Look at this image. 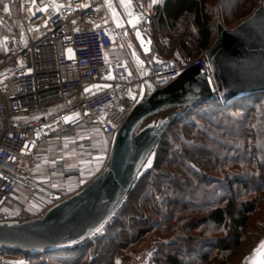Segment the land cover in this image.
<instances>
[{
    "label": "built area",
    "instance_id": "1",
    "mask_svg": "<svg viewBox=\"0 0 264 264\" xmlns=\"http://www.w3.org/2000/svg\"><path fill=\"white\" fill-rule=\"evenodd\" d=\"M9 4L13 14L0 5V223L42 217L102 171L113 138L141 100L146 80L160 89L193 65L211 78L207 49L186 62L177 52L152 60L134 75L123 59L109 60L119 31L99 23L103 0ZM159 11L161 7L134 9L123 26L150 35ZM55 106L59 108L53 110ZM30 115L38 118L29 120ZM101 137L110 139L107 149L97 144ZM68 145L76 155L100 160V170L95 174L92 166L90 180L85 181L80 163L63 154ZM152 252L144 248L126 264H147ZM0 264H29V257L5 256Z\"/></svg>",
    "mask_w": 264,
    "mask_h": 264
},
{
    "label": "trees",
    "instance_id": "2",
    "mask_svg": "<svg viewBox=\"0 0 264 264\" xmlns=\"http://www.w3.org/2000/svg\"><path fill=\"white\" fill-rule=\"evenodd\" d=\"M212 2L157 3L154 9L161 11L151 25L156 52L170 57L177 52L181 62L193 59L213 41L215 21L246 12L258 0ZM151 157V166L89 238L39 256L4 250L0 255L27 256L29 264H113L154 232L161 241L152 245L147 264H208L212 255L226 261L264 199V93L187 109L165 130ZM236 189L259 196L239 201ZM209 224L226 234L208 240L203 233Z\"/></svg>",
    "mask_w": 264,
    "mask_h": 264
},
{
    "label": "water",
    "instance_id": "3",
    "mask_svg": "<svg viewBox=\"0 0 264 264\" xmlns=\"http://www.w3.org/2000/svg\"><path fill=\"white\" fill-rule=\"evenodd\" d=\"M103 3L113 15L114 0ZM113 26L118 31L124 28L119 20L113 21ZM131 37L142 55L151 53L149 35L136 29ZM127 45L133 61L143 69L145 61L130 43ZM205 58L210 79L194 65L160 89L146 80L141 100L113 138L107 166L82 190L42 217L0 223V250L39 256L76 246L96 233L117 210L162 134L187 109L211 101L225 106L238 97L264 93V2L233 28L217 22Z\"/></svg>",
    "mask_w": 264,
    "mask_h": 264
},
{
    "label": "rangeland",
    "instance_id": "4",
    "mask_svg": "<svg viewBox=\"0 0 264 264\" xmlns=\"http://www.w3.org/2000/svg\"><path fill=\"white\" fill-rule=\"evenodd\" d=\"M2 0H0L1 2ZM11 0H4L1 2L0 5L5 6L8 5V10L13 14V8L9 4ZM264 0H258V3L255 4L252 8L247 10L246 12H239L236 15H231L228 16L226 19L222 18L221 21H215V23L220 22L225 28L230 29L236 26L240 21L244 20L245 18L249 17L252 12L258 8ZM217 3V0H213L212 5ZM242 11V10H241ZM118 36L115 37V47L120 46L124 51V58L122 59L125 62H128V59H131V53L129 51V47L127 46V42L130 43L132 42V37L131 33L126 29L123 28L118 32ZM215 38V36H214ZM213 38V40H214ZM213 42V41H212ZM211 42V43H212ZM133 43V42H132ZM131 45V43H130ZM207 51V50H206ZM203 53V52H202ZM201 54V53H200ZM198 56V55H197ZM196 56V57H197ZM159 58H171L170 56L160 54L156 59ZM195 58V57H194ZM155 60V59H154ZM132 61V59L130 60ZM151 59H147L145 61V64H148ZM194 66V65H193ZM130 72L132 75L135 74V70L130 69ZM104 84H99L96 83L95 87H102ZM92 87L89 86L86 88V91L91 90ZM59 108L58 106L53 107L54 109ZM163 115V114H162ZM35 118H38V115H30L28 116L27 119L29 120H34ZM101 148L107 149L110 145V139L106 138H99L98 143H97ZM152 164V157L149 158L147 161L146 165L143 167L142 172L144 169H147L150 167ZM94 164L83 162V170H84V176H85V181L90 180L93 176L94 173L97 174V171L100 170V168H95L93 166ZM97 165V164H95ZM92 166L94 168V173L92 172ZM141 172V173H142ZM237 188V186H236ZM20 193H22V190L19 188L18 189ZM264 195V193H263ZM236 196L239 201L241 200H246L250 199L252 197H258L259 195H254L251 193H247L243 189H236ZM257 212L253 215L251 221H250V226L248 229L243 233L242 238L240 240V245L238 249L235 251V255H227L226 261L221 263V260L219 257L217 259H214V255L211 256L210 262L208 264H264V199L259 198V207L257 208ZM120 217V216H116ZM98 231V230H97ZM96 231V232H97ZM225 230L222 227H217L212 224H209L204 228V233L203 237H206L208 240L209 239H219L220 237H223L225 235ZM197 235V234H196ZM158 241H161V238L158 236L156 233H151L146 238L143 240L139 241L134 247L130 248L127 250V253L124 255L126 256L124 259H121V255L118 256L116 261L113 264H126L132 257V255L138 251L143 250L144 248H150L152 247L153 244L157 243ZM4 257L3 253L0 255V259Z\"/></svg>",
    "mask_w": 264,
    "mask_h": 264
},
{
    "label": "crops",
    "instance_id": "5",
    "mask_svg": "<svg viewBox=\"0 0 264 264\" xmlns=\"http://www.w3.org/2000/svg\"><path fill=\"white\" fill-rule=\"evenodd\" d=\"M161 1V0H160ZM159 1V2H160ZM158 2V3H159ZM156 7V3H140L138 0H130V3H121V0H114V4H113V15L111 13V11L105 6L102 7L100 12H99V23L101 25H106V26H110L113 24V21L115 20H119V21H123L125 17H127V15H129L134 9L140 8L142 10H146L149 11L151 9H154ZM119 34V33H118ZM151 40H152V46H151V53L147 56L142 55L140 49L138 48V46L135 44V42L132 40L131 43V47L134 50V52L143 60V61H147V59H151L154 60L158 57V53L156 52V47H155V41L152 37V32L149 35ZM167 38L161 39L160 43H166ZM128 46V45H127ZM124 50L120 47L117 46L110 50L107 53L108 59L111 61H114L116 59H122V57L124 58ZM130 51V49H129ZM131 53V52H130ZM173 55V54H172ZM132 59V57H131ZM131 59H128L126 62L128 68L135 70V72L138 70H141L139 68V66L137 65V63H135L132 59V61H130ZM38 153H42L41 148L39 149L38 147ZM50 153L56 154V151L51 150ZM63 154L67 157V159L69 160V162L71 163H80L82 165L83 168V162H87V163H93L95 166V168H100L101 167V163L100 160H95V159H90L86 156L83 155H76L72 149V147H70V145L67 146V148L63 151ZM97 164V165H95Z\"/></svg>",
    "mask_w": 264,
    "mask_h": 264
},
{
    "label": "snow or ice",
    "instance_id": "6",
    "mask_svg": "<svg viewBox=\"0 0 264 264\" xmlns=\"http://www.w3.org/2000/svg\"><path fill=\"white\" fill-rule=\"evenodd\" d=\"M33 2H35V0H33ZM130 3V0H121V3ZM153 3H156V0H152ZM85 7H87V5H84ZM4 10L7 12L8 11V5H5ZM119 26V25H118ZM137 36H139V33L137 32ZM67 119V118H66ZM117 264H119V262H117Z\"/></svg>",
    "mask_w": 264,
    "mask_h": 264
}]
</instances>
